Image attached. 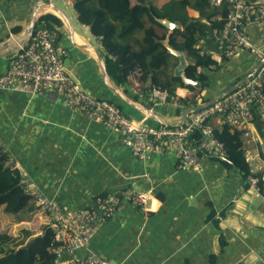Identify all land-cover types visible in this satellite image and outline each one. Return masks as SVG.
<instances>
[{"label": "crops", "instance_id": "0c3cea01", "mask_svg": "<svg viewBox=\"0 0 264 264\" xmlns=\"http://www.w3.org/2000/svg\"><path fill=\"white\" fill-rule=\"evenodd\" d=\"M247 2L264 7V0ZM44 15L62 22L54 27L60 31L58 45L68 51L65 69L84 90L115 103L140 124L159 127L182 121L188 107L169 102L167 94L152 91L144 98L139 70L127 87L105 75L103 46L78 21L70 0H0V76L17 43L26 41L32 21L37 26ZM189 15L199 13L190 9ZM215 34L200 42L219 64L209 73L210 89L202 93L212 99L253 72L262 59L241 50L224 60ZM246 35L264 51L263 24L248 25ZM192 95L185 87L176 90L182 99ZM251 132L252 141L244 143L246 157L253 177L264 178L263 115L253 120ZM0 148L34 195L18 214L0 208V232L16 241L27 242L51 224L52 214L39 200L70 211L90 210L96 209L98 196L133 188L152 192L144 208L125 204L99 225L87 248L74 251L77 256L96 254L112 264H264V194L222 158L201 154L200 171L179 169L174 150L139 158L117 131L71 109L57 93L30 96L12 90H0ZM211 212L213 220L208 218ZM71 256L62 250L57 264H67Z\"/></svg>", "mask_w": 264, "mask_h": 264}, {"label": "built area", "instance_id": "2783aa9c", "mask_svg": "<svg viewBox=\"0 0 264 264\" xmlns=\"http://www.w3.org/2000/svg\"><path fill=\"white\" fill-rule=\"evenodd\" d=\"M211 5H228L224 28L215 32L218 50L224 58H231L241 50L264 57V51L254 46L246 35V27L253 23L264 25V7L247 0H210ZM60 31L57 27L39 24L24 43H17L10 57L9 67L0 76V90L21 91L30 96L55 92L73 110L97 120L117 131L123 143L133 154L146 158L149 152L174 150L178 168L200 171V155L226 158L223 144L216 138L211 121L226 122L243 134L244 143L250 144L255 113L264 116V64L256 74L236 90L229 91L206 109L192 112L187 123L181 126L159 127L140 124L124 115L115 103L95 97L84 90L66 71L68 51L59 46ZM156 94L160 91L154 90ZM162 93V92H161ZM201 131V140L194 142L191 135ZM259 178L249 176L248 183L264 194ZM27 191L29 189L27 188ZM152 192L127 188L96 198V209L70 211L58 205L39 200L44 210L52 214L51 227L56 238L63 243L58 249L72 253L67 264H112L106 258L88 254L77 256L74 251L87 248L99 225L111 218L125 204L144 208Z\"/></svg>", "mask_w": 264, "mask_h": 264}, {"label": "trees", "instance_id": "16d2710c", "mask_svg": "<svg viewBox=\"0 0 264 264\" xmlns=\"http://www.w3.org/2000/svg\"><path fill=\"white\" fill-rule=\"evenodd\" d=\"M70 1L78 21L87 26L102 44L107 72L120 87H127L130 76L139 70L144 98L158 90L167 94L169 102L183 108L212 100L211 96L202 93L210 89L209 73L219 69V64L200 46V42L208 35L223 30L228 5L213 6L210 0H167L161 4V0ZM190 9L197 11L199 16H190ZM162 19L178 24L179 28L169 34V30L158 22ZM37 22L50 28L62 25L60 19L52 15L41 16ZM168 34L170 45L186 55L189 63L187 77L200 82V89L186 86L180 77L174 75L179 61L163 45ZM240 79L237 78L235 82ZM179 87L193 92L192 97H177L176 90ZM257 115L261 114L255 113L254 119ZM215 120L211 125L226 151V167L237 169L243 180L248 182L249 176L254 174L246 157L242 132L226 122L215 126ZM202 136L201 131L196 130L191 139L197 142ZM7 162L0 148V208L3 207L7 213L18 214L29 207L34 195L27 191L20 171L8 166ZM256 176L263 187L261 175ZM208 218L213 220L215 213L211 212ZM214 223L218 224L217 221ZM62 245L51 225H46L41 235L27 242L16 241V238L0 232V264H57V251Z\"/></svg>", "mask_w": 264, "mask_h": 264}, {"label": "water", "instance_id": "95a60500", "mask_svg": "<svg viewBox=\"0 0 264 264\" xmlns=\"http://www.w3.org/2000/svg\"><path fill=\"white\" fill-rule=\"evenodd\" d=\"M158 22L160 24L164 25L169 30V34L172 33L175 29L179 28L178 24H176L174 22H171L169 20H166V19L158 20ZM34 27H35V23H34V21H32V24L30 26V30H29V32L27 34L26 39L32 35V32L34 30ZM169 34H168L166 40L163 41V45L167 49V51L171 55L175 56L178 59V61H179V64L174 69V75L176 77H180L182 79L183 83L186 86L190 85V86H193L195 89H200L201 88L200 82H198V81H196L194 79H190V78L187 77L186 69H187L189 63H188V60L186 58V55L183 52H180V51L175 50L170 45V43H169ZM3 46H4L3 44H0V48H2ZM263 64H264V57L261 59V61L258 64L257 68L253 72H251L250 74H248L247 76H245L244 78H242L241 80H239L236 84H234L233 86H231L229 89H227L224 92H222L220 94V96H218L217 98L212 99L208 103H202V104H199L197 106H190V107L186 108V110L184 112V115H183V118H182V121L180 123H178V124L177 123L176 124L162 123V124L167 125V126L176 127V126H181V125L187 123L188 116L192 112L206 109L209 106H211L214 103H216L217 101H219L223 97V95L225 93H227L229 91L236 90L238 87H240L242 84H244L247 80H249L251 77H253L256 74V72L262 67ZM104 73H105V75L107 74V71H106L105 68H104ZM29 186H30V188H33V185L32 184H29ZM34 194H36L37 196H39V198L41 197L39 192H34Z\"/></svg>", "mask_w": 264, "mask_h": 264}, {"label": "rangeland", "instance_id": "374dc122", "mask_svg": "<svg viewBox=\"0 0 264 264\" xmlns=\"http://www.w3.org/2000/svg\"><path fill=\"white\" fill-rule=\"evenodd\" d=\"M94 38H95V37H94ZM93 40H94V41H93L94 44H98V43H96L95 39H93Z\"/></svg>", "mask_w": 264, "mask_h": 264}, {"label": "bare ground", "instance_id": "6f19581e", "mask_svg": "<svg viewBox=\"0 0 264 264\" xmlns=\"http://www.w3.org/2000/svg\"><path fill=\"white\" fill-rule=\"evenodd\" d=\"M21 38V37H20Z\"/></svg>", "mask_w": 264, "mask_h": 264}]
</instances>
